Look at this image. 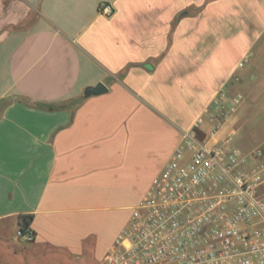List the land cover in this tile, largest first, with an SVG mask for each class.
Instances as JSON below:
<instances>
[{"label":"crops","instance_id":"crops-1","mask_svg":"<svg viewBox=\"0 0 264 264\" xmlns=\"http://www.w3.org/2000/svg\"><path fill=\"white\" fill-rule=\"evenodd\" d=\"M263 26L264 0H0V264H103Z\"/></svg>","mask_w":264,"mask_h":264},{"label":"built area","instance_id":"built-area-1","mask_svg":"<svg viewBox=\"0 0 264 264\" xmlns=\"http://www.w3.org/2000/svg\"><path fill=\"white\" fill-rule=\"evenodd\" d=\"M99 11L113 12L108 4ZM242 103L239 93L216 91L103 264H264V147H229L233 128L220 136ZM17 235L33 241L28 231Z\"/></svg>","mask_w":264,"mask_h":264},{"label":"rangeland","instance_id":"rangeland-1","mask_svg":"<svg viewBox=\"0 0 264 264\" xmlns=\"http://www.w3.org/2000/svg\"><path fill=\"white\" fill-rule=\"evenodd\" d=\"M254 33L255 43L251 48L253 53L251 63L255 62L258 65L251 69V63H249L243 69L245 72L248 71L247 73H239L231 80V93L241 94L243 103L232 119L233 122L220 132V136L223 137L229 129L233 128L235 135L231 137L229 147L246 153L257 147H264V26L256 28ZM166 159L167 155L161 153L157 159L154 158L153 162L144 166V180L155 175Z\"/></svg>","mask_w":264,"mask_h":264},{"label":"water","instance_id":"water-1","mask_svg":"<svg viewBox=\"0 0 264 264\" xmlns=\"http://www.w3.org/2000/svg\"><path fill=\"white\" fill-rule=\"evenodd\" d=\"M106 92V88L102 84H98L94 88H88L86 90L87 94H93V95H101Z\"/></svg>","mask_w":264,"mask_h":264},{"label":"trees","instance_id":"trees-1","mask_svg":"<svg viewBox=\"0 0 264 264\" xmlns=\"http://www.w3.org/2000/svg\"><path fill=\"white\" fill-rule=\"evenodd\" d=\"M49 109H53L52 107H48ZM32 221V216H21L20 217V226L21 230L23 231L26 229Z\"/></svg>","mask_w":264,"mask_h":264}]
</instances>
